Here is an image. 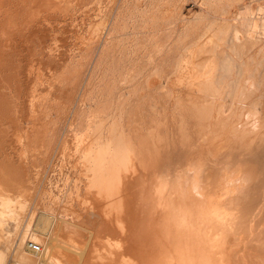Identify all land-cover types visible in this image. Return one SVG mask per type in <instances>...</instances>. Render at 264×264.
<instances>
[{"label": "bare ground", "instance_id": "6f19581e", "mask_svg": "<svg viewBox=\"0 0 264 264\" xmlns=\"http://www.w3.org/2000/svg\"><path fill=\"white\" fill-rule=\"evenodd\" d=\"M147 1L146 4L142 2L144 7L139 5L142 4L140 0H134L131 5L121 1L124 7L112 20L109 17L111 25L107 29L104 20L95 22V26L90 22L92 27L88 25L87 36L91 43L88 38L81 40L89 41L88 46L80 51L82 54L75 64L56 79L59 89L65 91L63 95L69 94H66L65 104L58 102V95L55 97V105H60L52 119L44 117L48 109L40 108L46 105L38 99L41 104L38 103V107L45 118L42 122L46 121L43 125L38 109L35 114H41V117H38L40 114L35 117L38 122L33 118L34 111L31 117L27 116L31 119L22 117L13 122L15 118L9 119L10 112L3 110L1 113L0 110L1 115L8 114L3 116V119L8 116V120L0 117V124L6 126L4 130L10 134V139L6 138L7 133L3 136L8 140V146L1 144V147L12 149L8 153L5 147L1 149L3 152L0 150L3 155L0 156V160L3 159L0 162V264H10V261L32 264L36 253L25 248L26 242L41 245L45 235L58 246L46 245L42 253L43 264H264V39L252 40L249 27L241 29L235 24L238 12H231L238 3V9H242L258 0H250L247 5H242L243 0H210L209 8L213 13L204 22L194 16L195 19L186 24L185 35L178 40L168 35L162 39V26L158 28V34H162L158 39L155 3ZM112 3L113 0L108 3L109 7ZM50 4L48 2L49 7ZM102 4L104 6L106 2ZM86 6L82 11L89 12ZM57 9L56 13H61V9ZM97 10L101 12V9ZM62 12H66L65 9ZM46 13H41V18L46 20ZM29 18L30 22L32 17ZM26 20L22 26L29 23ZM12 21L14 24L15 20ZM18 23L15 24L17 27ZM170 26L169 31H162L174 32L175 25ZM14 28L9 29L12 34L17 31ZM27 29L29 31L28 27L24 30ZM3 30L0 35H4ZM103 36L99 48L97 43L93 45V41L99 42ZM146 46L148 51L144 50ZM11 47L8 49H14ZM140 49L148 56L151 53L150 56H155L157 50L165 49L166 54L160 61L164 66L155 73L158 80H162L156 89L162 100L157 99L158 104L153 105H160L165 115V104L171 100L173 107L168 117L171 126L168 115H161L163 118L153 124L154 119H151L157 111L148 113L150 119L146 110V118L140 116V109L145 110L146 103L143 107V104L140 107L137 103L132 104L134 95L147 94L144 91L146 85L149 89L153 87H149V81L147 83V74L141 80L146 85L140 80L135 82L133 79V82L129 76L131 73L136 75L134 72L139 68ZM188 51L191 64L187 59ZM168 60L170 65L166 68L164 63ZM124 69L127 70L126 77L123 76ZM139 85L144 87L145 93L141 94V90L137 94ZM150 95L147 96H153ZM1 98L0 95V104ZM76 99L79 106L75 102L76 108L69 111L68 107ZM151 101L148 103L155 102ZM31 105L34 110L36 105ZM68 113L72 115L63 126L65 120L61 115ZM53 159L60 164V169L69 165L76 176L70 195L63 208L57 210L58 214L54 211L58 206L54 197L49 195L47 198L53 206L48 212L61 216L53 223L52 218L45 215V220L40 219L44 221L41 225L30 224L35 219L31 217L23 227L20 240L14 239L16 243L10 248L16 232L22 228L33 196L43 192L37 191L39 180ZM52 164L47 168L52 169ZM39 198L38 204L42 201ZM44 224L48 227L46 234L42 232ZM92 238L93 246L89 249Z\"/></svg>", "mask_w": 264, "mask_h": 264}, {"label": "rangeland", "instance_id": "374dc122", "mask_svg": "<svg viewBox=\"0 0 264 264\" xmlns=\"http://www.w3.org/2000/svg\"><path fill=\"white\" fill-rule=\"evenodd\" d=\"M22 1H24V0H0V8L2 9H0L1 11H2V14H1V11H0V14L2 15H0V25H2V26H0V34H1V30H3V29H8L7 31L6 30H3V32H4V35L2 34V35H0V55L2 56V58H0V62H1V64H0V95H1V104H0V110H1V113L2 112H7V113H9L10 114V117H9V119H12L13 120V118H15L14 119V121L13 122H17V120H21V119H23L22 117H24L25 119L27 118V116H29L30 115V117H31V113L33 112V114H34V117L33 118H35L36 116H38L40 113H42L41 111V109L40 108H42V109H45L46 108V110L48 109V111L47 112H45L44 113V117L45 118H48V120H50V118H51V116H52V114L54 113V111H55V109H57V107H59V105L60 104H57V105H55V103H54V101L57 103V100H55V97L58 95V97H57V99H59L60 98V100L58 101V102H60V103H62V101L64 102L63 104H65V99L68 97L67 95L69 94V93H66V94H64L63 95V92H65V91H61L60 89H59V84L56 82V79H58V77L68 68V67H70V66H73L75 63V61L77 60V58L82 54L81 52H83V50L84 49H86L85 47H87L86 46V44L90 41L89 39V37L90 36H87V34H89V32L87 31V28L90 26V22H93L94 23V26L96 25V23L98 22V23H100L102 20H104L106 23V29L108 28V26H110L111 25V20H112V17L115 15V14H117L120 10H121V8H123L124 6V4H122V3H126V5H131V4H133L132 2H134V0H127V1H125V0H113V2H114V4L116 5V3H117V6H118V8H116L117 6H115L113 3H112V5H111V7H109L110 5L109 4H111V2H112V0H100V1H103L104 3L106 2V4H104V6H103V2H101V3H99L98 2V0H97V2H95L96 0H87V1H85L84 0V2H83V0H72L71 2H70V0H67V1H63V0H50V1H48V0H41L40 2H39V0H31V2H30V0H25L24 2H25V4H23V3H21ZM35 1H36V3L38 2V5L35 3ZM45 1V2H44ZM75 1V2H74ZM82 1V2H81ZM121 1H122V3H121ZM124 1V2H123ZM141 2H139V3H145L146 4V2H145V0H140ZM147 1V0H146ZM159 1V2H158ZM250 0H243V2L244 3H242V5L244 4H248V2H249ZM13 2V3H12ZM41 2H43V3H41ZM48 2H49V4H50V7H49V5H48ZM55 2V4H57L58 3V5H56L55 6V4H53ZM57 2V3H56ZM62 2V3H61ZM65 2L66 3H68V4H71V3H73V7H76V9L75 8H73L72 7V4L71 5H68V4H65ZM78 2V3H77ZM86 2H88V3H86ZM92 2V3H91ZM119 2V3H118ZM130 2V3H129ZM148 3H149V1H147ZM151 3L152 2H154L155 4H153L154 5V13L156 14V16L158 17V21H157V23L155 24V26H156V28H157V32H155V34L157 35V37L158 36H162V34H163V37H161L162 39H164V35H168L169 37H173V38H177V40L179 39V38H181V37H183L184 35H185V29H186V24H188V23H191L194 19H195V17H198L200 20H201V22H204L206 19H208L209 18V16L213 13L212 11H211V9L209 8L210 6H209V3H211V1L210 0H152V1H150ZM160 2H161V4H160ZM166 4H165V3ZM168 2V3H167ZM42 4L41 6H44V8L43 7H41L39 4ZM64 3V4H63ZM76 3H77V5H76ZM80 3H82V4H80ZM87 5L86 6V8L89 10L90 9V11L88 12L87 10H86V12H85V10H83L82 11V9H83V7H85V4ZM109 3V4H108ZM139 4V5H143L142 7H144V4ZM159 3V4H158ZM9 4V5H8ZM18 4H20V5H18ZM31 4V5H30ZM45 4V5H44ZM47 4V5H46ZM82 5V8H81V6H79V5ZM96 4H98V5H96ZM101 4V5H100ZM121 4V5H120ZM239 4V3H238ZM238 4H236L234 7H233V9H232V13L235 11V14L238 12V21L235 23L236 25H238L241 29L242 28H245L246 26L247 27H249V29H250V33H249V37L252 39V40H255V39H264V0H258V1H255L254 3H252L249 7H243L242 9H238ZM61 5V6H60ZM92 5H94L93 7H92ZM106 5V6H105ZM21 6V7H20ZM26 6H28V7H30V9L27 7L26 8ZM37 6H39V7H41V8H39V7H37ZM48 6V7H47ZM64 6V7H63ZM81 8H79V7ZM96 6V7H95ZM99 6V7H98ZM102 6V7H101ZM157 6V7H156ZM166 6V7H165ZM169 6V7H168ZM8 9H7V8ZM10 7V8H9ZM15 7H17V8H15ZM31 7H33V8H31ZM51 7H52V9H51ZM55 7H57V8H55ZM67 7V8H66ZM89 7V8H88ZM108 7V8H107ZM113 7V10L111 9ZM158 7H160V8H158ZM171 7V8H170ZM36 8V9H35ZM46 8V9H45ZM55 8V12H54V9ZM68 8H70V9H68ZM78 8L80 9V10H78ZM85 8V9H86ZM93 8V9H92ZM99 8V10L101 9V12L103 11V10H107V11H103L102 13L100 12V11H98L97 9ZM102 8H105V9H103L102 10ZM110 8V9H109ZM114 8H116L115 10H114ZM209 8V9H208ZM250 8V9H249ZM16 9V10H15ZM35 11H33V10ZM38 9H40V10H38ZM42 9V10H41ZM56 9L57 10H59L60 11V9H61V13H56ZM64 9H65V11L66 12H69L70 13V16L69 15H66V12H62V10L64 11ZM66 9H68V10H66ZM72 9H75V10H72ZM118 9V10H117ZM168 9V10H167ZM172 11H171V10ZM6 10H8L7 12H6ZM15 10V11H14ZM29 10V11H28ZM31 10V11H30ZM46 10V11H45ZM51 10V11H50ZM70 10H72L71 12H70ZM234 10V11H233ZM5 11V12H4ZM38 11V12H37ZM47 11H50V12H47ZM80 11H82L81 13H80ZM98 11V12H97ZM109 11V12H108ZM110 11L111 12H113V13H110ZM209 11H210V13H209ZM4 12V13H3ZM10 12V13H9ZM14 12V13H13ZM28 12V13H27ZM33 12V13H32ZM44 12V14L46 13V17H47V19L45 20L44 18H41V17H43V15L41 14V13H43ZM58 12V11H57ZM75 13L76 15H74L73 13ZM88 12V13H87ZM99 12H100V14L101 15H98L99 14ZM163 12H164V15H163ZM170 12L171 13H173L172 15L170 14ZM6 13V14H5ZM36 13V14H35ZM38 13V14H37ZM48 13H50V14H48ZM54 13H56V14H53ZM64 15H66L65 17H63V14ZM69 13H67V14H69ZM71 13L74 15H71ZM104 13V14H103ZM107 15H106V14ZM174 13H176V14H174ZM8 14V15H7ZM17 14V15H16ZM27 14V15H26ZM30 14H31V17H32V20L29 22V20H28V18H29V16H30ZM58 14V15H57ZM62 14V15H61ZM86 14V15H85ZM109 14V15H108ZM112 16H111V15ZM181 14V15H180ZM27 17H26V16ZM40 15V16H39ZM89 15V16H88ZM99 16V18H98V16ZM103 15V16H102ZM175 15V16H174ZM180 17H179V16ZM241 17H240V16ZM4 16V17H3ZM7 16H8V18H7ZM37 16V17H36ZM45 16V15H44ZM56 16V17H55ZM72 16V17H71ZM82 16V17H81ZM102 16V17H101ZM164 18H163V17ZM168 16H170V17H172L171 19H169L168 18ZM195 16V17H194ZM200 16V17H199ZM3 17V18H2ZM23 17H25V18H27V20L26 19H23ZM30 17V18H31ZM34 17H36V20H38V22H40V24L39 25H36V22L37 21H35V18ZM45 17V18H46ZM111 18V20H109L110 18ZM167 17V18H166ZM21 18L23 19V21H27V22H29V23H26L25 22V24H24V26L27 24V26H22L23 25V21H18V20H21ZM29 18V19H30ZM33 18H34V20H33ZM44 19V20H40V19ZM101 18H103V19H101ZM108 18V19H107ZM177 18V19H176ZM10 19V20H9ZM93 21H92V20ZM96 19V20H95ZM107 19V20H106ZM159 19H162V20H160L159 21ZM169 19V20H168ZM8 20V21H7ZM12 20H15V21H17V22H15L14 21V24H13V21ZM40 20V21H39ZM48 20V21H47ZM165 20H168V21H165ZM240 20V21H239ZM32 21H34L33 22V24L31 23ZM43 23H42V22ZM162 21V22H161ZM173 23H172V22ZM7 22L8 23H10V24H7ZM12 22V23H11ZM19 22V23H18ZM22 22V23H21ZM37 22V23H38ZM47 22V23H46ZM71 22V23H70ZM96 22V23H95ZM159 22V23H158ZM164 22H166V23H164ZM217 22H220V21H217ZM16 23H18V26L19 27H17L15 24ZM81 23V24H80ZM93 23H91V25L93 24ZM97 23V24H98ZM110 23V24H109ZM161 23H162V25H161ZM250 23V24H249ZM22 24V25H21ZM29 24V25H28ZM31 24V25H30ZM249 26H248V25ZM8 25V27H10V28H8V27H6ZM9 25H13L12 27L11 26H9ZM32 25H34L33 27H32ZM89 25V26H88ZM170 25H175V31L174 32H169V34H168V32H164V31H162V29H166L165 31H169L168 30V27ZM207 25V24H206ZM20 26H21V29H26L27 27L29 28V31H28V29H27V31L26 30H21L20 29ZM158 26V27H157ZM162 26V27H161ZM216 26V28H218V26H220L219 25V23H217V25H215ZM215 26H214V28H215ZM2 27H5V28H2ZM15 27V28H14ZM31 27H32V29H31ZM92 26H90V28H91ZM161 27V28H160ZM12 28H14L15 29V31H14V29H13V31L16 33V35H15V33L14 34H12V31L11 30H9V29H12ZM81 28V29H80ZM90 28H88V29H90ZM158 28H160L161 29V31L158 29ZM170 28H171V26H170ZM169 28V29H170ZM252 28V29H251ZM18 29L20 30L19 32H18ZM38 29V30H37ZM183 29H184V31H183ZM35 30V31H34ZM252 30V31H251ZM23 32V31H25V33H20V32ZM160 31V33H162V34H158V32ZM7 32H10V33H7ZM27 32V33H26ZM31 32V33H30ZM88 32V33H87ZM164 32V33H163ZM32 36V37H30L29 36V34ZM8 34H10V36H8ZM22 34H24V35H22ZM143 35V38L146 36L145 35V33L143 32L142 33ZM27 37H26V36ZM42 35V36H41ZM104 36H105V34H103ZM145 35V36H144ZM156 35H155V37H156ZM5 36H7V37H5ZM14 36H15V38H14ZM20 36V37H19ZM22 36H24V38L22 39L21 37ZM104 36L101 38V40L98 42V40H97V42H95V41H93V45H96V43H97V45H98V48L100 47V45L102 44V42H103V40H104ZM167 36V37H168ZM176 36V37H175ZM1 37H3V38H1ZM13 37V38H12ZM17 37H19V38H17ZM26 37V38H25ZM106 37V36H105ZM156 37V38H157ZM160 37H158V39L160 38ZM167 37H165V38H167ZM179 37V38H178ZM88 38V40L89 41H87V43H85V42H82L81 40H86ZM160 38V39H161ZM7 39H9V40H7ZM12 39V40H11ZM13 39H14V42H11L10 43V41H13ZM6 40H7V42H6ZM19 40V41H18ZM4 41H5V43H4ZM17 42V43H16ZM4 43V44H3ZM9 43V44H8ZM14 43V46L13 45H11V44H13ZM81 43H83V49H82V46H80V45H82ZM90 43H91V41H90ZM99 43V44H98ZM18 44V45H17ZM85 44V45H84ZM9 45V46H8ZM5 46V47H4ZM8 46V47H7ZM12 46V47H11ZM10 47L11 48H13L14 47V49H12V50H9L10 49ZM42 47V48H41ZM2 48H3V50H2ZM4 48H6V49H4ZM9 48V49H8ZM8 49V50H7ZM6 50V51H5ZM50 50V51H49ZM144 50H147L148 51V47L146 46L145 48H144ZM3 51V52H2ZM81 51V52H80ZM97 51H98V49H97ZM97 51H96V53L94 54L95 56H96V54H97ZM140 51V53H141V59H140V61L138 62V66L137 67H139L138 69L136 68V71L134 72L136 75H134V74H130L129 76H131L130 78L132 79V81H133V79H134V81L135 82H137L138 80H142L143 78H146V76H147V83H148V81L150 82V83H148V85H149V87H152V88H150L151 89V91L149 92V88L147 87V85L145 84V83H142V81H141V83L142 84H144V85H146V87L149 89V90H147V88H146V90H145V88L144 87H140V85H139V87L140 88H138V91H137V94H138V92L139 91H141L142 93L141 94H143V92L145 91H147V94H145V96L143 95H140V93H139V95L140 96H138V97H136V95H134L132 98H134V99H132V101H133V103H132V101H131V103L134 105L135 103H137V104H139V107L141 106V107H143L144 106V103H146V105H145V110H144V108H141L140 109V111H142L141 113H139V114H141L140 116H146V118L148 117V118H150V113L152 112L153 113V111H157V112H155V118H150L151 120H153L154 119V122H152V121H150V119H148L149 120V122H152L153 124L155 123L156 124V122L157 121H159V118L161 119V118H163L162 116L164 115L163 114V112L160 110V105H158V106H155V105H153V104H156L157 102V99H159V100H162L161 99V95L158 93V91H156V89L158 88V86H159V84H162L161 82H162V80L161 81H159L160 79H159V76H157L155 73H157V70H159L161 67H162V63L160 62L161 60H162V58L165 56V49H164V51H163V49L161 50V49H159V50H157L156 52H155V56H148V55H144V51H143V49H140L139 50ZM158 51H161V52H159L158 53ZM163 51V52H162ZM9 52V53H8ZM78 52V53H77ZM142 52H143V54H142ZM188 52H189V54H188ZM188 52H185L184 54H188L187 55V59H188V63L189 64H191L190 62H192L191 60H192V57H190V51H188ZM2 53V54H1ZM146 54V53H145ZM163 54V55H162ZM143 55V56H142ZM0 56V57H1ZM95 56H94V58H95ZM146 57L148 58V59H146ZM153 57V58H152ZM162 57V58H161ZM143 58V59H142ZM150 58H152V60H150ZM161 58V59H160ZM71 59V60H70ZM70 60V61H69ZM159 60V61H158ZM73 62V63H72ZM65 63H67V64H65ZM171 63H173V61L171 62ZM15 64V65H14ZM165 64V66H166V68L167 67H169V65H170V63H169V60L167 61V62H165L164 63ZM65 65V66H64ZM32 66V67H31ZM164 66V65H163ZM159 68V69H158ZM122 72H123V76L124 77H126V75H127V70L126 69H124V70H122ZM138 72H140V73H138ZM33 73V74H32ZM54 74V75H53ZM139 74H140V76H139ZM147 74V75H146ZM146 75V76H145ZM136 76V77H135ZM145 76V77H144ZM42 77V78H41ZM133 77V78H132ZM138 77V78H137ZM158 77V78H157ZM136 78V79H135ZM153 78V79H152ZM159 79V80H158ZM41 80V81H40ZM49 80H51V81H49ZM44 81H45V83H44ZM133 81V82H134ZM55 82L57 83V84H55ZM43 83V84H42ZM48 83V84H47ZM140 83V84H141ZM157 83V84H156ZM2 84V85H1ZM141 84V85H142ZM153 84V85H152ZM45 85V86H44ZM154 85H155V87H154ZM50 86V87H49ZM128 88V87H127ZM143 88H144V91H143ZM154 88V89H153ZM10 89V90H9ZM153 89V90H152ZM38 90V91H37ZM59 90L61 91V92H59ZM123 91H125L124 90V85H123ZM2 92V93H1ZM53 92V93H52ZM144 92V93H145ZM44 93V94H43ZM59 93V94H58ZM62 93V94H61ZM148 93H149V95L150 94H153V96L152 97H149V96H147L148 95ZM3 94V95H2ZM60 94H61V96H60ZM155 94V95H154ZM38 96V97H37ZM39 96H40V98H39ZM147 96V97H146ZM151 96V95H150ZM157 96H159V97H157ZM136 97V98H135ZM146 97V98H145ZM154 97V98H153ZM157 97V98H156ZM62 98H64V100H62ZM149 98V99H148ZM150 98H153L152 99V101H155L154 103L150 100ZM41 102V103H43V105L45 106L44 108H43V106L40 104V102L38 101V100ZM77 99L79 100V98L77 97ZM77 99H76V101L74 100L73 101V104H70V107H68V109H69V111L72 109H74V108H76V103L75 102H77V104L79 103V101H77ZM148 99V100H147ZM34 100V101H33ZM145 100H147L146 102H145ZM152 102L151 104L150 103H148V102H150V101ZM136 101V102H135ZM141 101H143V103L141 102ZM165 101V100H164ZM171 100H168V102H166V104H165V106H166V113L167 114H165L166 116H167V119H168V117H170L169 116V111H170V108H172L173 107V105H170V104H172L171 102H170ZM139 102V103H138ZM4 103V104H3ZM7 103V104H6ZM8 103H10L9 105H8ZM31 103L32 104H34V106L36 105V107H34V110H32L33 109V105H31ZM37 103V104H36ZM38 103H39V105H41L40 106V108L38 107L39 105H38ZM63 104H61L62 105V107L64 106ZM80 104V103H79ZM79 104H78V106H79ZM148 104H150V105H153L151 108H148V107H150V105L147 107V105ZM158 104V103H157ZM156 104V105H157ZM159 104H161V103H159ZM7 107H6V106ZM47 105H49L48 107L49 108H47ZM51 105H52V107H51ZM55 105V106H54ZM72 105V106H71ZM3 106H4V108H3ZM10 107V110L9 109H7V108H9ZM73 107V108H72ZM135 107H138V106H136L135 105ZM138 107V108H139ZM147 107V108H146ZM157 107H159L158 108V110L157 109H155V108H157ZM32 108V109H31ZM60 108H61V106H60ZM71 108V109H70ZM138 108H136V109H138ZM154 108V109H153ZM5 109H7V111L5 110ZM30 109H31V111H30ZM38 109V110H37ZM59 109V108H58ZM144 111H143V110ZM4 110V111H3ZM20 110H21V112L22 113H20ZM36 110L37 111H39L40 110V113L38 114V112H37V115H35L36 114ZM146 110H148V112H147V114H148V116L147 115H145L146 113ZM151 110V111H150ZM19 111V112H18ZM139 111V110H138ZM162 112V114H157V113H159V112ZM44 112V111H43ZM7 113H3V115H1L0 114V117L2 118V120H8V116L5 118L4 117V119H3V116H6V114ZM145 113V114H144ZM28 114V115H27ZM55 114V113H54ZM154 114V113H153ZM8 115V114H7ZM71 115H72V113H68V115H65V116H67V119L66 118H64L65 116H64V114L63 115H61V118H63V120H65V121H63L62 122V125H63V123H64V125L63 126H66L68 123L67 122H69L68 120H69V117H71ZM162 115V116H161ZM164 115V116H165ZM20 116V117H19ZM139 116V115H138ZM151 116H153L152 114H151ZM17 117V118H16ZM30 117H28L27 119H29ZM38 117H41V114H40V116H38ZM37 117V118H38ZM43 117V113H42V117H41V123L40 124H42L43 125V123L45 122L46 123V121L44 120V122H42L43 121V119H45ZM54 117V115L52 116V118ZM1 118H0V120H1ZM32 118V120L34 121V119ZM51 118V119H52ZM31 119V118H30ZM36 119V118H35ZM16 120V121H15ZM38 119H36V121H37ZM47 120V119H46ZM47 120V121H48ZM36 121H34L35 123H37ZM146 121H147V119H146ZM48 122H50V121H48ZM44 123V124H45ZM172 122H171V119H168V124H170V126L172 125L171 124ZM15 124V123H14ZM6 126H4V125H1L0 124V141L3 139V141H1V143H0V150L3 148V147H5L6 148V146H2L1 147V144L3 145V144H6L7 145V139H4V137H5V135H7V134H9V132H8V130L6 131V129L4 130V128H5ZM49 127H50V125H49ZM3 129V130H2ZM12 131V130H11ZM7 133V134H6ZM5 134V135H4ZM4 136V137H3ZM9 137V139H10V134L9 135H7L6 136V138H8ZM5 140H6V142H5ZM13 141V140H12ZM3 142V143H2ZM15 145V144H14ZM8 146V145H7ZM3 150V149H2ZM1 150V151H2ZM10 150H12V149H8V147L6 148V152L8 153V152H11ZM0 151V156L2 155L1 153L3 152H1ZM2 157H3V155H2ZM2 157H0V159L2 158ZM3 160V159H2ZM2 160H0V162L2 163ZM52 161V160H51ZM56 159H53V162H50V164H52L53 166V168L52 169H50V168H47V167H50L51 165L50 164H48L47 165V167H45V169H50V171H46V170H43V173H42V175H41V179L39 180V188H38V192L40 193V191L42 192L41 194H43V195H36V197L37 196H40V198L39 199H41L42 201H40L39 200V202H41V203H39V204H41V205H44V207L43 206H41V205H39L38 204V198H36V197H34L33 196V198H32V203L30 202V204H29V206H28V209L26 210L27 211V215L25 214L24 215V217H23V219L25 220V221H27V223L25 222V221H22V223H21V227L22 228H20V230L19 231H17L16 232V235H15V237L13 238V243H12V245L10 244V248H11V246L13 247V244L15 245V243L17 242V240L19 241L20 240V238L22 237V235H23V233H24V230H25V228L23 229V227H25L26 226V224H28L30 221H31V217H35V219L34 220H32V223L30 222V224H32V225H36V224H39V225H41V224H43L44 223V221H42L43 219L45 220V215H48V216H50V219H51V221L53 222V223H55V222H57V220H59V218H60V216H58V215H56V214H58V213H56L57 212V210H58V212H59V210L60 209H62L63 208V206H64V201L66 200V198H68V196L70 195L69 193H70V191H71V188L73 187V185H74V182H75V179H76V176H75V174H74V172L73 171H71L70 170V168H69V165H65L64 166V168H62V169H60V164L56 161ZM55 162V163H54ZM45 171V172H44ZM49 173V174H48ZM40 181H41V184H40ZM46 181V182H45ZM43 183V184H42ZM44 187H43V186ZM44 190H43V189ZM41 189V190H40ZM40 190V191H39ZM46 191V192H45ZM50 193H49V192ZM47 192H48V194H47ZM46 193V194H45ZM68 194V195H67ZM48 195V196H47ZM49 195H51V196H53L54 197V199L56 200V202H57V205L58 206H56L57 208H53L54 209V211H55V215H52L53 213H50V212H48V208L50 207L51 208V206H52V204H51V200L49 201V199H47L48 197H49ZM42 196V197H41ZM43 196H45V197H43ZM45 199V203L43 204V202H44V199ZM36 199V200H35ZM33 201H35V202H33ZM48 201V202H47ZM33 203H35V205L33 204ZM47 203H49V204H47ZM51 204V205H50ZM39 205V206H38ZM46 205V206H45ZM34 206V207H33ZM41 206V207H40ZM32 207V208H31ZM36 207V208H35ZM53 207V206H52ZM62 207V208H61ZM37 209L36 211H35V209ZM41 208V209H40ZM46 208V209H45ZM34 210V211H30V210ZM38 211V212H37ZM46 211V212H45ZM30 212H31V214H30ZM26 213V212H25ZM34 213H35V215H34ZM38 213V214H37ZM43 213H45V214H43ZM43 214V215H42ZM33 215V216H32ZM37 215V216H36ZM52 215V216H51ZM28 216H30V217H28ZM26 217V218H25ZM28 217V218H27ZM40 219H42V220H40ZM47 219H49V217H47ZM54 220V221H53ZM34 221V222H33ZM42 221V222H41ZM39 222V223H38ZM24 223V224H23ZM34 223V224H33ZM45 225V227L43 226V231L42 232H44V234H46L45 233V231L47 232V230H48V227H46L47 226V224H44ZM34 229H35V226L33 227ZM44 228L46 229V230H44ZM44 238L42 239V241H43V244H41V245H38L39 247H40V252H38V253H36V256H35V258L33 259V262H32V264H43V258H42V253H43V251H44V249L45 248H47V246L48 245H50V246H54L55 245V247L56 246H58V244H56L57 242H54L53 241V239L51 238V237H47L46 235L45 236H43ZM45 237H47L46 239H45ZM19 238V239H18ZM14 239L16 240V242L14 241ZM48 239H51L50 241L48 240ZM27 241V240H26ZM53 241V242H52ZM15 242V243H14ZM53 243L52 245H51V243ZM89 242L90 243H88V248L89 249H91L92 248V244H93V238H92V241H91V239L89 240ZM27 243V242H26ZM48 243V244H47ZM55 243V244H54ZM47 245V246H46ZM91 245V246H90ZM27 246V245H26ZM98 246V245H97ZM25 248H27V247H25ZM8 257V256H7ZM36 262V263H35ZM10 264H13V261H10ZM14 264H15V262H14Z\"/></svg>", "mask_w": 264, "mask_h": 264}, {"label": "built area", "instance_id": "2783aa9c", "mask_svg": "<svg viewBox=\"0 0 264 264\" xmlns=\"http://www.w3.org/2000/svg\"><path fill=\"white\" fill-rule=\"evenodd\" d=\"M27 248L30 249L34 253H38L40 250V247L36 244H33L31 242H27Z\"/></svg>", "mask_w": 264, "mask_h": 264}]
</instances>
